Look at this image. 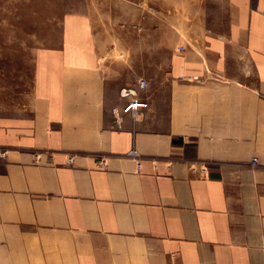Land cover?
I'll list each match as a JSON object with an SVG mask.
<instances>
[{
  "label": "crops",
  "instance_id": "crops-1",
  "mask_svg": "<svg viewBox=\"0 0 264 264\" xmlns=\"http://www.w3.org/2000/svg\"><path fill=\"white\" fill-rule=\"evenodd\" d=\"M189 11L107 60L71 23L0 98V264H264V0Z\"/></svg>",
  "mask_w": 264,
  "mask_h": 264
},
{
  "label": "rangeland",
  "instance_id": "rangeland-1",
  "mask_svg": "<svg viewBox=\"0 0 264 264\" xmlns=\"http://www.w3.org/2000/svg\"><path fill=\"white\" fill-rule=\"evenodd\" d=\"M190 3L196 0H0V98H20L17 94L31 82L34 53L54 43L69 24L92 33L107 60L118 49V19L127 26L151 18L164 39L159 46L169 50L172 35L164 29L179 33L180 24H191Z\"/></svg>",
  "mask_w": 264,
  "mask_h": 264
},
{
  "label": "built area",
  "instance_id": "built-area-1",
  "mask_svg": "<svg viewBox=\"0 0 264 264\" xmlns=\"http://www.w3.org/2000/svg\"><path fill=\"white\" fill-rule=\"evenodd\" d=\"M146 86V82L144 80H140L138 83H137V89L138 90H142L144 89ZM120 95L121 97L123 98H126V97H129V96H132L134 97L136 95V92L134 89H123L121 90L120 92ZM146 106V104H140V103H137L135 101H131L125 108H124V112H127L129 110H135L137 107H144ZM257 164V160L254 158L252 159L251 161V165L252 166H256ZM96 165L98 168H103L105 166V162L104 160L100 159L98 160V162H96ZM138 168V167H137Z\"/></svg>",
  "mask_w": 264,
  "mask_h": 264
}]
</instances>
